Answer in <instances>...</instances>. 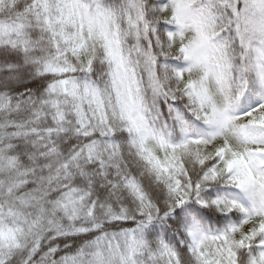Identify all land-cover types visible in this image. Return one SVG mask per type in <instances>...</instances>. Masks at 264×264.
I'll return each instance as SVG.
<instances>
[{
	"label": "snow or ice",
	"instance_id": "1",
	"mask_svg": "<svg viewBox=\"0 0 264 264\" xmlns=\"http://www.w3.org/2000/svg\"><path fill=\"white\" fill-rule=\"evenodd\" d=\"M0 264H264V0H0Z\"/></svg>",
	"mask_w": 264,
	"mask_h": 264
}]
</instances>
